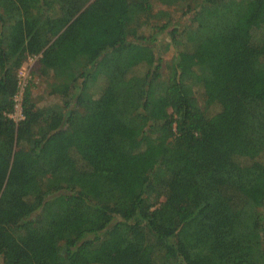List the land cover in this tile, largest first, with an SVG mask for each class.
Here are the masks:
<instances>
[{"label":"trees","instance_id":"obj_1","mask_svg":"<svg viewBox=\"0 0 264 264\" xmlns=\"http://www.w3.org/2000/svg\"><path fill=\"white\" fill-rule=\"evenodd\" d=\"M263 154L264 0H0V264H264Z\"/></svg>","mask_w":264,"mask_h":264},{"label":"rangeland","instance_id":"obj_2","mask_svg":"<svg viewBox=\"0 0 264 264\" xmlns=\"http://www.w3.org/2000/svg\"><path fill=\"white\" fill-rule=\"evenodd\" d=\"M201 0H199L200 2ZM197 2V1H196ZM187 7L184 4L166 6L162 5L159 2L153 3V11L158 15L156 19H152L148 24H144L139 28V34L143 36H151L155 34V30L152 26L160 25L163 23H168L169 25H175L180 28V30L185 29L188 25L191 24L188 14H185ZM166 32L158 34L156 36L157 40L152 44L154 54L157 59H161L162 63V73L165 74L166 63H168L173 54V47H168L167 50H164L165 42H169L170 39L166 36ZM38 61V60H37ZM26 61L22 66L23 74L21 79L27 80V87L30 88L31 99L36 104L37 107L42 108L50 106L53 104L60 105L61 98L56 95L49 94L47 89V84L50 82V77L42 76L38 72V62ZM137 74H144V70L139 68L136 70ZM96 93H99V89H96ZM261 160H264V154L260 156Z\"/></svg>","mask_w":264,"mask_h":264},{"label":"built area","instance_id":"obj_3","mask_svg":"<svg viewBox=\"0 0 264 264\" xmlns=\"http://www.w3.org/2000/svg\"><path fill=\"white\" fill-rule=\"evenodd\" d=\"M39 56H32L28 58V61L34 62L37 61ZM22 68V67H21ZM23 74V70L20 69L18 72V90L16 91L13 97V112L8 114V117L12 119L15 123L23 120V95L24 91L27 88V80L21 79V75Z\"/></svg>","mask_w":264,"mask_h":264}]
</instances>
